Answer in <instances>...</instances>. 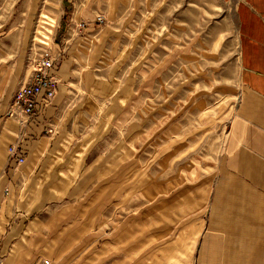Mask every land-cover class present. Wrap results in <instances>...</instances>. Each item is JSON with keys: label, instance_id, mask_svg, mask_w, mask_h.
<instances>
[{"label": "crops", "instance_id": "1", "mask_svg": "<svg viewBox=\"0 0 264 264\" xmlns=\"http://www.w3.org/2000/svg\"><path fill=\"white\" fill-rule=\"evenodd\" d=\"M225 1L231 2L236 23L240 94L227 154L210 189L208 240L195 262L181 261L192 247H182L179 235L166 244V235L156 231L139 241L152 242L155 257L145 258L137 250L130 261L124 257L110 264H264V0ZM4 5L0 0V29L8 19ZM86 6L78 12L76 28L88 39L65 47L56 72L58 92L33 120L37 136L21 166L9 163L7 149L30 139L31 133L8 110L16 90L29 82L32 67L19 49L14 55L5 49L4 40H12L9 33L6 38L0 33V264H33L41 255L50 264H96L99 254L90 245L101 233L108 235L100 229L98 215L86 218L84 211L96 201L93 195L88 203L91 192L117 172L123 145L117 149L111 132L116 122L127 124L126 111L144 90L134 82L143 62L135 66L138 62L125 61L128 49L115 35L124 21L114 17L109 27L100 28L95 23L100 11L91 13ZM86 42L92 43L90 49ZM54 49L61 52L58 45ZM148 78L142 86H148ZM107 141L112 142L108 150L102 148ZM57 204L64 205L45 218ZM74 216L78 219L53 231V222ZM61 237L67 240L57 246ZM110 246H104L105 255Z\"/></svg>", "mask_w": 264, "mask_h": 264}, {"label": "rangeland", "instance_id": "2", "mask_svg": "<svg viewBox=\"0 0 264 264\" xmlns=\"http://www.w3.org/2000/svg\"><path fill=\"white\" fill-rule=\"evenodd\" d=\"M4 3L2 13L8 19L0 33L5 38L9 33L12 40L9 43L4 40L5 49H10L12 55L17 49L22 51L29 67L46 47L52 49L58 71L65 47L69 50L75 41L81 42L88 35L76 28L78 12L85 3L84 9L91 13L97 9L100 12L96 17H104L103 24L95 22L100 28L109 27L114 17L124 21L117 23L121 29L115 35L119 33L128 49L127 64L133 61L140 66L143 62L134 82L144 90L126 111L127 126L122 121L112 128L111 141L118 139L117 149L123 145L116 174L88 196V203L93 195L96 201H91V207L84 211L86 218L97 214L102 221L100 229L108 234L101 233L103 237H98L90 249L99 254L96 264L124 261V257L130 261L137 250L145 258H152L157 254L155 245L152 242L142 245L139 241L158 231L166 235V244L179 235L182 247H192L191 253L184 255L187 259L181 261L190 262L192 258L195 262L208 240L210 189L227 154L228 135L240 94L231 2L4 0ZM86 44H90V49L92 43ZM55 45L61 52H56ZM146 77L148 86L144 87L141 82ZM77 82L74 78L73 83ZM33 127L25 129L31 133L30 139L9 146L22 144L24 153L21 164L12 162L8 155L10 164L21 166L25 162L32 146L29 142L37 136ZM108 141L102 148L110 149L112 142ZM112 151L113 148L109 152ZM63 205L51 207L44 217H53ZM71 218L78 219L74 216L59 224L53 222L52 226L58 225L53 231L67 227ZM76 225L74 230L78 229ZM65 240L61 237L57 246ZM110 244V253L105 255L104 246ZM45 257L39 256L33 264Z\"/></svg>", "mask_w": 264, "mask_h": 264}, {"label": "built area", "instance_id": "3", "mask_svg": "<svg viewBox=\"0 0 264 264\" xmlns=\"http://www.w3.org/2000/svg\"><path fill=\"white\" fill-rule=\"evenodd\" d=\"M98 24L104 23V17L97 16ZM56 57L51 48H44L33 61L32 75L27 84L19 87L13 95L8 110L9 117H13L25 129L31 126L36 116H41L51 103L58 91V78L56 75ZM20 147H9L8 155L12 162H23V151ZM35 264H50V260L42 259Z\"/></svg>", "mask_w": 264, "mask_h": 264}]
</instances>
